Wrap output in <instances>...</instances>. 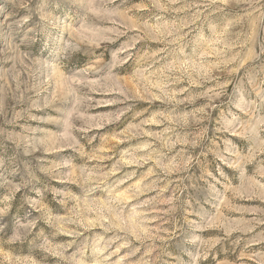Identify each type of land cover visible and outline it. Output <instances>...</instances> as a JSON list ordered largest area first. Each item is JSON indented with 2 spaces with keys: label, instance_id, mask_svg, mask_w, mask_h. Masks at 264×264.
<instances>
[{
  "label": "rangeland",
  "instance_id": "rangeland-1",
  "mask_svg": "<svg viewBox=\"0 0 264 264\" xmlns=\"http://www.w3.org/2000/svg\"><path fill=\"white\" fill-rule=\"evenodd\" d=\"M0 264H264V0H0Z\"/></svg>",
  "mask_w": 264,
  "mask_h": 264
}]
</instances>
